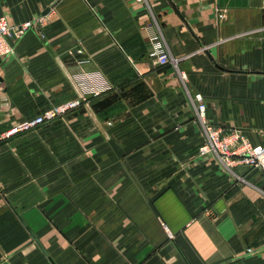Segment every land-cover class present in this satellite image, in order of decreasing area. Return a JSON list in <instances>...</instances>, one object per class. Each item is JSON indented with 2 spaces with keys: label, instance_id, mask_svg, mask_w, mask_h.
<instances>
[{
  "label": "crops",
  "instance_id": "obj_1",
  "mask_svg": "<svg viewBox=\"0 0 264 264\" xmlns=\"http://www.w3.org/2000/svg\"><path fill=\"white\" fill-rule=\"evenodd\" d=\"M0 15L45 19L0 58V264H264V172L199 157L190 100L264 146V0H0ZM96 71L110 89L83 98L73 75Z\"/></svg>",
  "mask_w": 264,
  "mask_h": 264
},
{
  "label": "built area",
  "instance_id": "obj_2",
  "mask_svg": "<svg viewBox=\"0 0 264 264\" xmlns=\"http://www.w3.org/2000/svg\"><path fill=\"white\" fill-rule=\"evenodd\" d=\"M135 1L147 4V0ZM219 18H223V14H220ZM44 25V18L11 25L5 16L0 15V58L14 52V48L8 43L9 39H21L28 31L41 28ZM152 42L153 56L156 63L159 66L170 64L177 69L179 61L173 57L165 43L158 36L153 37ZM180 74L184 78V74ZM73 78L83 98L100 96L110 89L104 76L98 71L79 72L73 75ZM190 100L195 108L196 119L201 126L204 137V142L198 149L199 157H211L217 161L221 169L226 173L234 174V168L238 166H246L264 172V146L254 145L239 129L225 130L210 125L206 120L207 106L204 103L202 95L190 96ZM80 106V99L69 101L55 109L47 111L41 116L15 125L2 138L9 139L15 135L36 131L47 121L78 109ZM165 229L168 233L166 226Z\"/></svg>",
  "mask_w": 264,
  "mask_h": 264
}]
</instances>
